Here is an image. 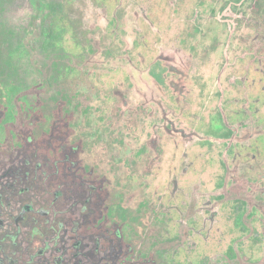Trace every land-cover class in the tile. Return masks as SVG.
Returning <instances> with one entry per match:
<instances>
[{
	"label": "rangeland",
	"instance_id": "obj_1",
	"mask_svg": "<svg viewBox=\"0 0 264 264\" xmlns=\"http://www.w3.org/2000/svg\"><path fill=\"white\" fill-rule=\"evenodd\" d=\"M0 264H264V0H0Z\"/></svg>",
	"mask_w": 264,
	"mask_h": 264
},
{
	"label": "trees",
	"instance_id": "obj_2",
	"mask_svg": "<svg viewBox=\"0 0 264 264\" xmlns=\"http://www.w3.org/2000/svg\"><path fill=\"white\" fill-rule=\"evenodd\" d=\"M2 86L0 85V105L2 106L3 110V119L13 118L14 116L11 115V109L7 107L10 103L11 99L9 98V94L2 91Z\"/></svg>",
	"mask_w": 264,
	"mask_h": 264
}]
</instances>
